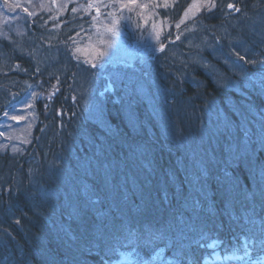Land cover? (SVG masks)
I'll use <instances>...</instances> for the list:
<instances>
[{
	"label": "trees",
	"instance_id": "obj_1",
	"mask_svg": "<svg viewBox=\"0 0 264 264\" xmlns=\"http://www.w3.org/2000/svg\"><path fill=\"white\" fill-rule=\"evenodd\" d=\"M190 2L173 0L152 14L173 22ZM215 3L205 14L206 25L196 30L208 34L210 25H218L225 34L221 43L226 45L216 46L215 52L196 49L202 58H210L214 75L205 70L199 53L191 61L186 52L178 60L172 51L157 62L152 59L154 66L136 75L132 85L138 84L139 91L114 88L102 98L96 87L98 99L88 89L95 84L89 78L94 77L91 67L86 68L87 76L80 75L90 84L81 87L82 79L80 89L70 84L76 65L68 51L100 12H88L83 22L68 6L57 28H47L52 44L60 42L57 47L41 45L33 33L42 29L32 24L21 46L0 39V119L34 88L41 91L38 78L47 76L42 70L33 73L38 60L35 45H41L52 66L50 81L61 84L56 92L62 98L59 108L68 104L69 97L75 98L73 107L58 115L50 107L53 117L46 124L51 127L44 126L47 138L41 137L37 152L30 155L37 164L15 154L0 155V264H125L122 257L129 251L135 261L162 253L188 264H206L213 253L244 261L264 256V202L257 196L253 206L242 191L258 189L264 169V83L251 80L254 65L246 61L250 45L264 48V0ZM230 3L239 11L229 9ZM103 14L110 15L106 9ZM163 41L168 39L160 37L158 42ZM30 44L35 56L16 54L19 47L25 50ZM238 60L249 85L231 70ZM37 105L36 130L46 118ZM242 116L253 135L247 154L228 169L239 180L229 204L227 185L221 188L213 179L201 191L204 182L195 181L193 164L222 145L225 119L239 124ZM105 171L107 185L102 178ZM89 198L96 201L94 206L88 204ZM196 200L203 205L198 214L190 209ZM209 205L215 214L208 211ZM181 215L183 224L177 219ZM213 241L218 243L210 248Z\"/></svg>",
	"mask_w": 264,
	"mask_h": 264
},
{
	"label": "rangeland",
	"instance_id": "obj_2",
	"mask_svg": "<svg viewBox=\"0 0 264 264\" xmlns=\"http://www.w3.org/2000/svg\"><path fill=\"white\" fill-rule=\"evenodd\" d=\"M171 2L173 0H0V39L2 41L9 40V42L21 46L22 39L24 36L29 35L28 27L32 24L42 29L33 33L41 40V45L57 47L60 42L56 40L57 43L52 44L53 37L51 31L47 28L55 27L56 29L59 25V18L64 15L65 10L71 5L73 9L72 16L77 14L83 22L88 12H94L95 14L100 12L99 17L90 20L89 25L86 26L88 28L84 29L81 38L75 39L74 44L69 45L68 56L74 59L73 62L76 65L75 75H70V84H75L77 89H80L79 80L82 79L80 75L83 73L87 76L86 68L91 67L94 71V77L88 76L94 80L95 84L92 85L94 88H88L90 95L96 93V87H98L102 98L103 94H105L104 96L112 94L114 88L125 91L133 88L139 91V87L135 88L138 84L132 85L136 75L152 68L154 66L153 63H150L152 59L157 62L161 55H167L172 51L175 52L178 60L181 59L180 54L186 52L189 56L188 59L191 61H194L195 54L199 53L200 61L206 66L205 70L214 75L213 71L216 69L209 64L210 58L207 56L202 58L201 53L196 49L215 52L216 46L224 47L226 45V43H221V40H225V37H222L221 34H225L218 25H210L208 34L196 33V30L206 25L208 21L205 16L208 10L204 8L194 14H189L188 18L183 19V23H180L181 19L184 18L186 9L194 0L186 5L173 22L171 18L155 17L152 14L154 9L165 8ZM165 3L167 6H165ZM16 4L19 7L13 8V5ZM25 8H27V12L24 11ZM104 9L110 15L103 14ZM178 23L180 24L179 28L176 26ZM122 26L127 29L122 30ZM173 29V34L168 35L171 34ZM160 37L168 39L167 43H165L166 41L158 42ZM212 37L215 39H212ZM41 45H35L38 60L35 62L37 68H33L35 70L33 73L42 70V74L47 76L38 78L41 91L39 92L40 89L34 88L24 102L0 119V155L2 153L15 154L26 160V162L31 160L32 163L36 162L30 158V155H35L37 152L36 145L38 141L41 137L47 138L44 126L46 123H51L52 110H56L55 112L58 115L60 112L72 108L75 104V98L71 96L66 101L68 104L59 108L62 98L56 92H58L57 87L61 89V84L58 83L59 80L57 83L50 81V78L53 77V73L51 74L53 71L50 69L52 66L49 59H45V54L43 55L40 51L39 47ZM232 47L234 46L232 45ZM249 49L250 51L246 50V61L254 65L253 71L250 69L253 73L250 76L251 80L264 83V48H255L250 45ZM52 51L54 54L58 53L57 50ZM224 51L229 57H233V60L236 59L230 51L226 49ZM23 52L25 55L35 56V49L31 44L25 50H22L21 47L16 50L17 55ZM0 58L3 57L0 56ZM240 62V60L237 61L236 67L232 65L231 70L238 78H244L247 83V76H245L247 74L243 72L241 65L239 67ZM82 63H85V65ZM255 66L256 68H254ZM78 69H81L82 72L79 73ZM66 73L67 71H64L63 75ZM56 74L58 73L56 72ZM82 81L81 87L87 86V83L90 84L87 77ZM227 82L229 86L232 85L229 80ZM96 96L98 99L99 95L97 93ZM78 97L87 99V96L78 95ZM90 99L91 96H89ZM37 102L43 107L46 118L42 119V122H45L44 125L42 123L41 127L36 130V121L38 120ZM83 102L87 108V103ZM89 105L92 104L89 103ZM50 107H52V110ZM262 114L264 116V113ZM59 125L60 122H57L58 127H60ZM45 127L46 130L51 125L46 124ZM49 163L47 162V164ZM133 253V251L127 252L122 257V262L125 264H188L169 259L163 256L162 253L154 255L143 262L142 260L135 261ZM206 264H264V257L258 259V262L246 263L229 255L220 256L213 253L212 258Z\"/></svg>",
	"mask_w": 264,
	"mask_h": 264
},
{
	"label": "snow or ice",
	"instance_id": "obj_3",
	"mask_svg": "<svg viewBox=\"0 0 264 264\" xmlns=\"http://www.w3.org/2000/svg\"><path fill=\"white\" fill-rule=\"evenodd\" d=\"M165 6L167 4L165 3ZM19 7L18 4L13 5V8ZM216 7L215 0H194V2L188 6L184 13V18L181 19L180 23H183V19L188 18L189 14H194L195 12L200 11L201 8L205 10L211 11L212 8ZM229 9H233L235 11H239L238 8H235L233 4H228ZM27 12V8L24 9ZM75 11V9H74ZM178 28L180 24L176 25ZM179 38V37H178ZM243 59V57H241ZM222 135L224 136V141L222 145H218L217 150L207 154L206 159L197 160L193 164L194 172L192 175L194 176L195 181H203L204 185L201 188L203 192V188L207 187V183L209 180H215L221 188H224L225 185L228 187L225 189L224 194L229 197V201L227 203L232 202L231 190L234 186L239 185V180L236 177L232 176V173L228 170L230 167H235L237 162L240 159L241 155L247 154L248 145L251 143V137L253 135L251 129L248 126L247 118L241 117L239 124L225 119L223 121V131ZM261 146L264 147V139L261 140ZM240 148L239 154L237 153V148ZM215 173V174H214ZM259 175L262 179V183L260 184L258 189H254L249 192L247 188H244L243 195L244 199L249 203L254 205V198L259 197L262 202H264V169H261ZM103 180L105 185L109 183V174L107 171L103 174ZM170 181L175 183L174 175L170 174ZM132 182H136V178L132 177ZM165 201L168 200V193L165 190L164 192ZM204 199H207V196H204ZM88 204L94 206L96 201L91 200L89 198ZM185 206H188V201L185 199ZM201 201L196 200L190 205V209L194 214H198L199 209L202 208ZM208 211L214 213L211 205H209ZM227 214V213H226ZM235 219V217H233ZM180 223H184L182 215L177 217ZM153 238H155V234H152ZM203 238H207L206 236ZM218 241H213L210 245L211 247H215ZM175 255L179 256L180 252H177Z\"/></svg>",
	"mask_w": 264,
	"mask_h": 264
}]
</instances>
